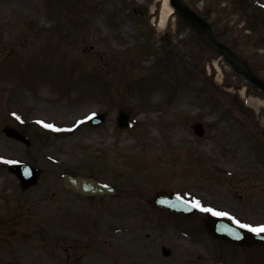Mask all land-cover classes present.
Masks as SVG:
<instances>
[{
  "label": "rangeland",
  "instance_id": "1",
  "mask_svg": "<svg viewBox=\"0 0 264 264\" xmlns=\"http://www.w3.org/2000/svg\"><path fill=\"white\" fill-rule=\"evenodd\" d=\"M23 1L0 0V264L24 263L26 252L33 264H264V246L213 238L212 213L152 203L175 193L264 224V92L178 14L159 29L162 0ZM186 2L264 80V0ZM97 113L104 122L89 125ZM8 161L39 168L36 183L23 189ZM64 173L116 192L76 194ZM126 226L150 235L156 262L136 257L139 245L117 232Z\"/></svg>",
  "mask_w": 264,
  "mask_h": 264
},
{
  "label": "water",
  "instance_id": "2",
  "mask_svg": "<svg viewBox=\"0 0 264 264\" xmlns=\"http://www.w3.org/2000/svg\"><path fill=\"white\" fill-rule=\"evenodd\" d=\"M170 6L181 12L182 15L187 19L188 22L192 24L194 29L203 34L209 45L217 50L226 61L239 73L244 75L249 81L255 84L260 90L264 91V82H262L248 67V65L240 60L236 55H234L227 46L220 43L215 37L212 26L208 21L199 16L193 9L185 4L184 0H169ZM103 116H94L90 121L93 125L102 122ZM129 126L128 116L122 111L118 112L117 117V127L119 129H126ZM195 133L199 136L202 135L201 124L195 125ZM6 133L18 140L28 143L25 138L19 135L14 129H7ZM10 169L19 178L23 188H26L34 184L37 180L39 169L28 166L22 163H15L10 166ZM63 181L65 186L72 189L73 191L83 194V195H93L102 193H113L114 190L107 186L98 183L92 177H78L72 175H64ZM154 204L158 207H166L171 211L181 212L186 215L196 214V209L188 203L176 196L172 195H160L154 198ZM207 228L210 234L217 238H223L228 241H233L242 245H253V244H263L264 245V235H257L250 232H245L233 225L225 222L221 219L215 217H208L206 221ZM162 253L164 256L170 254V251L166 248H162Z\"/></svg>",
  "mask_w": 264,
  "mask_h": 264
},
{
  "label": "bare ground",
  "instance_id": "3",
  "mask_svg": "<svg viewBox=\"0 0 264 264\" xmlns=\"http://www.w3.org/2000/svg\"><path fill=\"white\" fill-rule=\"evenodd\" d=\"M185 3L187 4L186 0H184ZM19 7H20V1H19ZM28 7H30V3L27 0L23 1V8L24 9H28ZM173 15V10L169 4V0H162L158 14H157V18L155 19L156 21V26L159 29H163L167 22L169 21V19L172 17ZM189 25L191 26V28H194L192 26V24L189 22ZM241 93H244V88L241 89ZM249 104L255 107H258V105H260L261 103L259 102V99L257 97H253V96H249V100H248ZM44 109V108H43ZM183 134L177 130H175V138H180ZM8 157V156H7ZM119 234L121 233L125 238H128L129 240L135 242L136 244H138L139 246H133L132 245V249L136 250V249H141L142 253H136V257L145 261L147 260L149 263H153L156 259L155 255L150 252V250L148 249V244L150 242V235L149 234H142L139 233V231H136V227L132 228L129 226L123 227L122 229H118ZM27 256H26V261L24 263H20V264H33L34 262L37 261V259L35 257H33V254L30 252H26ZM133 255V253H132ZM156 262V261H155Z\"/></svg>",
  "mask_w": 264,
  "mask_h": 264
},
{
  "label": "snow or ice",
  "instance_id": "4",
  "mask_svg": "<svg viewBox=\"0 0 264 264\" xmlns=\"http://www.w3.org/2000/svg\"><path fill=\"white\" fill-rule=\"evenodd\" d=\"M38 123H44L43 121H38ZM45 127L47 128H53V125L50 124H44ZM9 163H12L11 161H8ZM193 207L199 208L202 211L205 212H209L212 213L215 216H228L229 219H231L235 224H237L241 229H247L249 232L255 233L257 235L264 233V224H259V225H252V224H248V223H243L242 221H240L239 219H237L236 217H232L230 216L229 213L226 212H219L216 211L213 208L210 207H204L199 200H195L193 201Z\"/></svg>",
  "mask_w": 264,
  "mask_h": 264
}]
</instances>
